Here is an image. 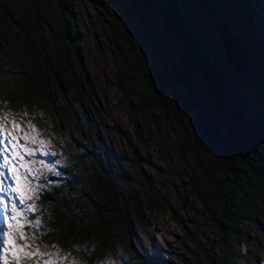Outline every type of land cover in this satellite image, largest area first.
<instances>
[{"label": "rangeland", "instance_id": "obj_1", "mask_svg": "<svg viewBox=\"0 0 264 264\" xmlns=\"http://www.w3.org/2000/svg\"><path fill=\"white\" fill-rule=\"evenodd\" d=\"M3 2L32 45L25 47L21 39L18 48L5 42L0 54V264H208L213 259L218 264L236 257L234 244H223L194 200L197 162H184L175 151L182 130L176 118L184 116L183 110L168 109L169 120L151 111L143 82L129 65L133 56L153 69L183 60L184 49L161 8L147 1L158 40L152 45L139 27L136 9L127 5L133 28L121 23L119 0H61L76 30L79 72L53 0H38L45 16L40 47L22 10L11 0ZM189 2L182 10L190 25L216 47L228 71L236 111L244 119L234 131L249 136L250 145L264 153L262 46L244 44L243 35L232 28L245 66L242 73H233L222 56L220 28L198 2ZM64 68L63 91L47 90L52 100L47 112L28 87L51 84L43 72L63 77ZM189 76V96L175 90L178 107L187 101L207 104L212 97L205 84ZM190 115L188 110L185 116ZM55 189L67 206L42 203L41 197ZM107 197L115 202L109 211ZM123 202L132 204L134 233L92 257L116 232ZM248 225L241 228L247 257L240 264H264V217Z\"/></svg>", "mask_w": 264, "mask_h": 264}, {"label": "trees", "instance_id": "obj_2", "mask_svg": "<svg viewBox=\"0 0 264 264\" xmlns=\"http://www.w3.org/2000/svg\"><path fill=\"white\" fill-rule=\"evenodd\" d=\"M11 1L16 8L22 10L27 28L34 33V42L40 47L39 36L45 25V16L38 0ZM53 1L57 7V20L63 39L72 46L75 64L80 72L81 58L75 45V27L71 18L63 12L61 0ZM147 1L156 3L163 11L167 24L184 49V58L177 59L175 63L167 66L157 65L153 69L133 56L129 65L143 82L144 99L151 111L158 112L169 120L168 109L183 110L184 116L180 120L176 118V122L180 121L182 130L175 151L184 162H197L199 174L193 179L195 188L191 189L194 200L214 225L223 244L229 247L232 242L238 250L236 257L223 258L218 264H240L247 257L243 247L247 238L241 228H247L249 221L259 222V219L264 217V153L250 145L249 136L244 137L234 131L236 126L242 125L244 119L236 111L238 102L233 86L226 76L228 71L216 47L206 41L201 29L195 30L190 25L182 10V7L191 4L189 0H119L121 23L133 28L127 5L131 6L136 9L137 21L145 39L152 45L158 44L147 14ZM195 1L201 5L204 15L214 20L217 28H222L228 33L234 29V32L243 35L244 44L248 46L259 42L264 59V0ZM15 24L11 11L3 0H0V54L5 42H10L12 47L18 48L21 39L25 47H31L32 42L25 38L23 32L18 31ZM189 72L205 84L212 97L207 104L187 101L178 107L181 104L175 90H183L186 97L189 96ZM62 73L63 77H56L53 73H47L46 69L43 76H51V84L46 81L42 87H28L34 100L47 112H50L49 105L52 103L47 90L56 93L63 91L66 68ZM91 103L92 100L87 102L89 105ZM169 105L173 108L170 109ZM188 110L192 111V115L186 117ZM178 127L179 124L174 129ZM60 191L55 189L42 196V203L52 204L56 208L67 206L65 199L58 195ZM113 203L115 204L113 199L107 197V211L112 208ZM134 216L132 204L120 203L115 218L116 232L100 243L92 257H98L110 243L123 241L126 235L134 233ZM214 261L215 259L209 260L208 264H214Z\"/></svg>", "mask_w": 264, "mask_h": 264}, {"label": "water", "instance_id": "obj_3", "mask_svg": "<svg viewBox=\"0 0 264 264\" xmlns=\"http://www.w3.org/2000/svg\"><path fill=\"white\" fill-rule=\"evenodd\" d=\"M218 37L220 39L225 64L231 68L233 73H242L245 70V66L240 60L241 50L237 42L222 28L218 30Z\"/></svg>", "mask_w": 264, "mask_h": 264}, {"label": "snow or ice", "instance_id": "obj_4", "mask_svg": "<svg viewBox=\"0 0 264 264\" xmlns=\"http://www.w3.org/2000/svg\"><path fill=\"white\" fill-rule=\"evenodd\" d=\"M13 191H16L15 189H13ZM21 203H23V200H21ZM17 215H19V213H17ZM12 219H16L15 216L12 217ZM9 244L11 245L12 244V240H11V237L9 238Z\"/></svg>", "mask_w": 264, "mask_h": 264}]
</instances>
